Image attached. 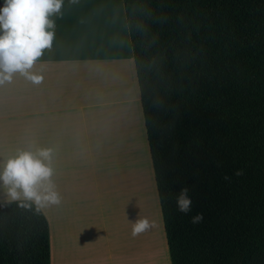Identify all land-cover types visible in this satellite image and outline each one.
<instances>
[{
  "label": "trees",
  "instance_id": "1",
  "mask_svg": "<svg viewBox=\"0 0 264 264\" xmlns=\"http://www.w3.org/2000/svg\"><path fill=\"white\" fill-rule=\"evenodd\" d=\"M122 2L170 264H264V0ZM0 264H50L34 205L0 203Z\"/></svg>",
  "mask_w": 264,
  "mask_h": 264
},
{
  "label": "crops",
  "instance_id": "2",
  "mask_svg": "<svg viewBox=\"0 0 264 264\" xmlns=\"http://www.w3.org/2000/svg\"><path fill=\"white\" fill-rule=\"evenodd\" d=\"M51 18L52 49L33 69H43V82L33 85L17 74L0 89V160L30 146L55 149L53 179L63 199L41 209L50 264H157V230L131 235L137 218L155 221L158 198L155 181L151 190L147 179L154 194L141 203L143 183L133 171L140 158L136 135L145 128L123 2L64 0L62 15ZM167 255L170 264L168 249Z\"/></svg>",
  "mask_w": 264,
  "mask_h": 264
},
{
  "label": "clouds",
  "instance_id": "3",
  "mask_svg": "<svg viewBox=\"0 0 264 264\" xmlns=\"http://www.w3.org/2000/svg\"><path fill=\"white\" fill-rule=\"evenodd\" d=\"M75 5L78 0H69ZM64 0H4L0 7V89L13 82L19 74L33 85L43 82V69L33 71L45 50H51L55 39V20L51 17L62 15ZM136 31L147 36L148 29L143 23L135 25ZM150 43H155L153 37ZM154 107L163 108V102L155 100ZM55 149L34 147L18 149L14 155L0 160V187L5 191L8 202H18L20 207L41 209L59 206L62 196L53 179ZM219 166V164H218ZM236 176L243 175L237 170ZM224 180H230L224 176ZM190 189L182 187L176 196L177 211L188 215L193 201ZM204 219L198 212L191 218L192 224ZM156 227L147 217L137 218L132 223L131 235L137 237Z\"/></svg>",
  "mask_w": 264,
  "mask_h": 264
},
{
  "label": "rangeland",
  "instance_id": "4",
  "mask_svg": "<svg viewBox=\"0 0 264 264\" xmlns=\"http://www.w3.org/2000/svg\"><path fill=\"white\" fill-rule=\"evenodd\" d=\"M143 134H137L136 135V139H135L136 143H135L134 146L135 147L137 146V148H138V151H137L138 152V157L140 156V158H138V160L133 162V165H134L133 171L135 172V175L140 176L139 177V181L141 183H143L140 192H139V189L136 190L137 192L140 193L139 199H140L141 203H145V202L150 201L151 194H154L153 193L154 191H151L153 189L152 185L154 183V181H153L154 178L152 179V177L154 175H153L152 170L150 169V172H149V168H147V162H149V165L151 166V168H152V165H151L149 152H147L149 161H147L145 153L143 152L144 146H145V144H144V146L142 147L143 142H144ZM144 136H145V134H144ZM130 137H133V136H131V135L127 136V138L125 139V142H127V145H126L127 149L130 148V150L132 151L133 150V140H130ZM122 139H123V142H124V137L121 138V140ZM127 140H130V144H129V141H127ZM139 146H140V148H139ZM127 149H125V150H127ZM149 174H150V177H149ZM147 179H148V181L151 184L150 185L151 187H148V188L151 189V190L146 188ZM154 190H155V186H154ZM136 195H137V193H136ZM136 199H137V197H136ZM153 204H154V207H153L154 208V214L157 215V216H155V221L154 222L156 223V227L154 228V230H157V232H158V235H157V240H158V243H159L158 251L161 252L160 256L162 257L161 259H159V257H157V264H168L169 260L167 258L164 259V257H163V253L165 254V257L166 256L168 257V255H167V247H166L165 239H164L163 227H162V224H161V221H162L161 220V214H160V211H158L159 208L157 207L158 201L156 200V203L154 201ZM159 234H160V237H159Z\"/></svg>",
  "mask_w": 264,
  "mask_h": 264
}]
</instances>
